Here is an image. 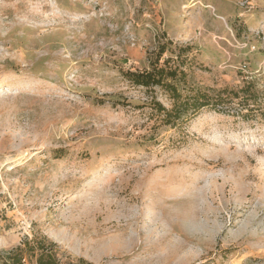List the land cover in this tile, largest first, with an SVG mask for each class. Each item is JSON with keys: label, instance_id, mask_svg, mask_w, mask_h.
<instances>
[{"label": "rangeland", "instance_id": "rangeland-1", "mask_svg": "<svg viewBox=\"0 0 264 264\" xmlns=\"http://www.w3.org/2000/svg\"><path fill=\"white\" fill-rule=\"evenodd\" d=\"M164 43L173 61L191 47L188 85L264 95V0H0V252L44 238L60 264H264V109H203L171 146L165 129L139 145L146 118L111 105L142 102L123 72Z\"/></svg>", "mask_w": 264, "mask_h": 264}, {"label": "trees", "instance_id": "trees-1", "mask_svg": "<svg viewBox=\"0 0 264 264\" xmlns=\"http://www.w3.org/2000/svg\"><path fill=\"white\" fill-rule=\"evenodd\" d=\"M167 50V44H160L147 68L123 72L124 79L131 86L144 91L146 97L142 102L133 105L125 99L111 104L113 107L139 110V114L146 118L144 132L136 135L139 145L156 141L159 132L165 129L173 130L178 136L166 145L177 146L186 137L187 124L197 118L203 109L231 116H234L232 110H235L244 120L254 117L255 107L264 109V95L255 88L253 81H244L238 88L225 86L217 90L188 85L185 66L193 63L191 47L178 48L175 61L163 58ZM158 94L165 96L169 107L163 105ZM97 103L102 105L104 101L97 100ZM54 247L53 243L46 244L44 238H34L32 243L25 239L15 249L0 252V264H24L26 257H34L35 264H60Z\"/></svg>", "mask_w": 264, "mask_h": 264}]
</instances>
